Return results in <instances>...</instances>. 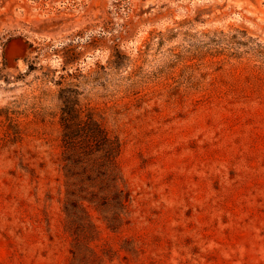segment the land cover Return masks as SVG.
I'll return each instance as SVG.
<instances>
[{
  "label": "rangeland",
  "instance_id": "obj_1",
  "mask_svg": "<svg viewBox=\"0 0 264 264\" xmlns=\"http://www.w3.org/2000/svg\"><path fill=\"white\" fill-rule=\"evenodd\" d=\"M0 264H264V0H0Z\"/></svg>",
  "mask_w": 264,
  "mask_h": 264
},
{
  "label": "trees",
  "instance_id": "obj_2",
  "mask_svg": "<svg viewBox=\"0 0 264 264\" xmlns=\"http://www.w3.org/2000/svg\"><path fill=\"white\" fill-rule=\"evenodd\" d=\"M72 111H73V107L70 106L68 104V102L65 103V106L63 107V112H64V115H65L64 116V119L65 120L66 119L68 120V118H69L70 114L72 113ZM92 126H93V122H91V120L86 122V129H87V131L90 132L92 135H95V133H93V129L91 128Z\"/></svg>",
  "mask_w": 264,
  "mask_h": 264
}]
</instances>
